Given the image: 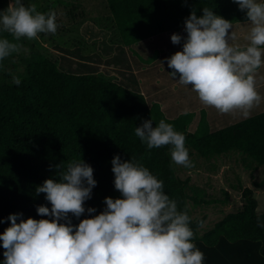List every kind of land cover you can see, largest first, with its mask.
I'll return each mask as SVG.
<instances>
[{
  "label": "trees",
  "instance_id": "trees-1",
  "mask_svg": "<svg viewBox=\"0 0 264 264\" xmlns=\"http://www.w3.org/2000/svg\"><path fill=\"white\" fill-rule=\"evenodd\" d=\"M8 3L0 0V11ZM105 3L118 43L102 51L106 65L103 73L88 63H74L75 69L69 71L61 69L58 59L41 53L28 60L18 86L12 83V72L0 70V219L4 220L0 234L10 226V214L22 213L23 219H50L37 213L38 205L51 209V204L44 193L36 194V188L46 179H58L57 166L70 161L82 159L94 169L97 186L85 208L94 207L97 212L93 215L99 214L106 207L105 197L121 196L114 188L111 170L113 157L119 155L122 160L134 158L147 167L164 182L165 193L177 201L179 209L187 210L193 242L204 253V264H264V228L257 226L258 217L264 222V213L257 212L253 197V190L264 184V100L248 116L239 112L221 114L202 105L190 86L174 80L165 60L182 51L183 41L174 45L171 35L186 37L184 20L193 9L201 16L203 8L208 7L230 21L233 29L229 34H237L232 43L241 47L247 45L250 30L246 13L233 0ZM0 35L12 40L6 33ZM131 71H135L134 81ZM111 73L114 77L109 79ZM256 87L264 97V67L256 73ZM206 111L227 115L228 121L217 124ZM149 119L153 127L161 119L172 124L185 136V147L205 160L229 152L240 154L245 168H261L262 180L253 182V190H242L243 202L237 211L200 233L205 216L194 217L189 204L198 207L218 201L191 196L190 180L181 179L174 171L171 146L148 149L135 136V128ZM88 216L86 211L80 219ZM70 218L74 225L79 223L71 214ZM3 252L0 241V264Z\"/></svg>",
  "mask_w": 264,
  "mask_h": 264
},
{
  "label": "clouds",
  "instance_id": "clouds-1",
  "mask_svg": "<svg viewBox=\"0 0 264 264\" xmlns=\"http://www.w3.org/2000/svg\"><path fill=\"white\" fill-rule=\"evenodd\" d=\"M233 2L250 24L247 45L232 43L237 34H229L230 21L208 7L201 16L193 9L184 20L186 37L171 35L174 45L183 41L182 51L165 60L172 69L169 75L190 86L202 105L221 114L248 116L264 100L256 87V73L264 67V0ZM56 21L55 11L42 13L35 4L9 0L0 11V33L12 40L0 35V61L22 50L18 43L22 38L55 34ZM11 80L21 84L17 75ZM135 136L148 149L171 146L174 164L194 167L185 136L165 120L155 127L152 119L144 121L135 128ZM111 164L114 188L121 196L105 197L106 207L95 215L96 208H85L97 186L94 169L82 159L58 165V179H46L36 188V194L44 193L51 204V209L38 205L37 213L50 219H23L22 213L7 217L10 226L0 234L3 264H204V253L193 242L191 218L165 193L164 182L134 158L125 161L116 155ZM86 211L89 216L80 219ZM70 214L78 224L72 223ZM257 226L264 228L259 217Z\"/></svg>",
  "mask_w": 264,
  "mask_h": 264
},
{
  "label": "rangeland",
  "instance_id": "rangeland-1",
  "mask_svg": "<svg viewBox=\"0 0 264 264\" xmlns=\"http://www.w3.org/2000/svg\"><path fill=\"white\" fill-rule=\"evenodd\" d=\"M35 4L42 13L55 11L58 28L55 34H44L33 40L21 39L23 45L19 53L0 61V70L21 76L28 60L37 53L54 56L59 67L65 70L75 69V64L88 63L103 73L96 62L102 60V51L118 43V34L107 9L105 0H23ZM97 31L96 35H94ZM15 42V41H14ZM70 51L71 53H67ZM97 60H93L96 59ZM90 58V59H89ZM102 62V61H101ZM77 69V67H76ZM109 79L114 75L107 76ZM194 167L185 168L172 162L174 171L181 179L188 178L189 192L206 202L213 204L194 206L189 209L194 217L205 216L200 233L207 231L226 214L237 211L243 202L242 190L254 189L253 182L263 178L261 168L255 171L245 168L240 154L229 152L210 160H205L195 152L187 149ZM171 159V155H170ZM257 201V212L264 213V184L253 190Z\"/></svg>",
  "mask_w": 264,
  "mask_h": 264
},
{
  "label": "crops",
  "instance_id": "crops-1",
  "mask_svg": "<svg viewBox=\"0 0 264 264\" xmlns=\"http://www.w3.org/2000/svg\"><path fill=\"white\" fill-rule=\"evenodd\" d=\"M102 61V62H101ZM105 57L102 59V60H99V61H97L96 63L99 65V66H101L102 67V70H103V72H104V70H105V68H106V65H105ZM130 68L133 70L134 69V66H133V64L132 63H130ZM131 74H132V78H133V81L136 79L135 78V71H131ZM137 82V81H136ZM209 111V110H208ZM208 111H206V113L207 114H209L210 116H211V118L212 119H214L216 122H217V124H223L224 122H226V121H228V119H226V117H227V115H221V114H218L217 116H216V114L215 113H213V112H208ZM213 114V115H212ZM199 116H200V113L199 112H196V117L197 118H199Z\"/></svg>",
  "mask_w": 264,
  "mask_h": 264
}]
</instances>
